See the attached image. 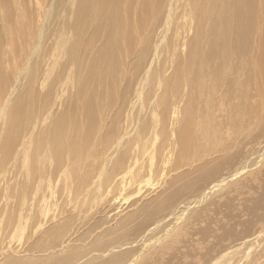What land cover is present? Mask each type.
Segmentation results:
<instances>
[{
    "label": "rangeland",
    "instance_id": "1",
    "mask_svg": "<svg viewBox=\"0 0 264 264\" xmlns=\"http://www.w3.org/2000/svg\"><path fill=\"white\" fill-rule=\"evenodd\" d=\"M76 1L0 0L3 33L0 64L5 79L0 94V140L9 136L7 115L15 108L19 111L17 138L8 157L3 160L0 156V264H12V260L44 261L47 256L64 253L68 248L89 252L96 242L101 243L100 250H110L108 244L114 238L110 233L116 224L136 206L164 192L168 180L175 175L167 173L168 168L162 165L153 170L144 160L131 168L117 189L114 186L117 181H111L105 184L106 188L103 185V190L106 189L103 194L89 200L88 195L97 183H103L100 179L107 170L103 165L112 159L115 164L120 159L117 152L122 147H117L118 140L124 142L126 135L142 127L140 121L135 131L130 130L134 125L131 122H138L144 114H161L160 106L157 109L150 104L157 93L170 89L167 82L189 52L188 44L195 36L193 26L198 21L193 3L191 0H120L122 30L128 39H120L113 52L103 57L101 50L107 42L108 28L97 27L98 0H83L81 6H76ZM111 10H107L108 14ZM256 100L253 98L252 102ZM87 102L92 104L91 114L96 123H89L81 112V109L86 111ZM170 102L180 103L172 97ZM222 110L225 111L223 106L217 107L214 117L225 125L227 112ZM167 114L172 122L171 125L167 120V130L173 129V114ZM61 115L72 117L81 130L88 131V126L95 124L97 128L87 138L83 150L93 158L78 167L75 178L78 180L87 174L85 171L90 168L91 171H87L89 178L76 203L69 197V187L62 188L57 196V192L53 194L55 188H50L51 179L39 178L47 170L52 173L53 163L46 159L49 155L46 156L43 146ZM152 126L148 123L143 134V143L148 146L154 132L159 133V126ZM221 130V139L230 141L227 126ZM251 132L249 136L240 135V143L230 148L241 149L242 156L221 174L227 177L238 173V176L197 207L192 206L194 209H189L179 224L146 249L134 264H264V155L260 164L254 165L255 168L252 165L264 145V132L259 127ZM104 135L112 138L106 141ZM138 136L130 143L134 144ZM132 158L125 160L129 162ZM245 159L251 164L240 171V166H246ZM75 179L74 185L76 181L78 184ZM191 196V199L186 196V202L195 197ZM134 201L138 202L132 206ZM40 205L48 209H39ZM196 212L198 219L194 216ZM159 214L155 218L162 220L163 227L167 226L171 220L170 216L166 217L169 213ZM161 226L152 239L161 233ZM144 235L128 239L149 241L150 237Z\"/></svg>",
    "mask_w": 264,
    "mask_h": 264
},
{
    "label": "bare ground",
    "instance_id": "2",
    "mask_svg": "<svg viewBox=\"0 0 264 264\" xmlns=\"http://www.w3.org/2000/svg\"><path fill=\"white\" fill-rule=\"evenodd\" d=\"M83 2V0H77L76 6H81ZM191 2L198 21L193 26L195 36L188 44L189 52L167 82V87L170 89L161 92L159 95L157 93L150 104L152 108L160 109L161 107V114L153 113L151 116L144 114L143 116L148 118L142 116L138 122L135 120L131 122L134 125L131 126L130 130L135 131V126L140 121L142 127L135 131L136 133L126 135L124 142L121 143L118 140L117 147H122L117 152L118 157H120L119 161L112 164V159L103 165L107 167V170L102 173V175L105 173L103 178L100 179L103 183L100 185L97 183L93 193L88 196L89 200L96 199L106 190H103V185L105 186L111 181H117L114 185L117 189L121 181L131 173V168L137 167V164L144 160L147 162L146 165L153 166V170L162 165V168H168L167 173H175L170 179L169 176H166L169 179L167 189L138 208L136 206L133 211L116 224L110 233L114 235L113 240L108 244L112 247L110 250H100L101 243L96 242L95 247L89 252H81L77 248H68L64 253L47 256L44 261L27 263L12 260V264H134L146 249L169 234L179 224V220L183 218L184 214L186 216V212L192 206L199 205L215 190L225 183L227 184L236 175L238 176V173L227 177L221 175L223 170L233 166L236 159L238 160L242 156L241 149L231 151L230 148L233 147L234 143H240V135L249 136L254 128L259 127L264 132V2L262 0H191ZM119 3L120 0H98L95 6L97 7V27L105 25L108 28L107 42L101 50L103 57L113 52L115 44L120 39H128V35L122 30L124 23L120 18ZM209 4L211 6H208ZM110 8L112 10L108 14L107 10ZM143 17L144 14H141V18ZM2 34L0 32V48ZM4 85L5 79L0 64V94ZM78 92L82 94V91ZM171 97L176 98V101L180 103L171 104ZM253 98H256L257 102L253 103ZM107 103L111 105L110 102ZM222 106L227 112L225 125L218 123V119L216 120L214 117L216 108H222ZM16 109L7 115L8 125H6L12 132L9 129V136L0 140V156L3 160L8 157L9 150L18 135L19 111ZM81 110L89 123L90 121L95 122V116L93 117L91 114L92 104L90 102L85 104L86 111ZM171 112L174 128L167 130L169 127L167 126V113L170 114ZM55 121L56 127L49 135L46 146H43L46 156L47 153L49 155L46 159L53 163V170L52 173L44 170L47 172H45L46 175H38L42 181L46 178L51 179L50 188L52 190L55 188L54 193H52L57 192V196H59L58 193L62 188L68 189L69 187V197L76 203L79 200L81 189L87 183L86 179L89 178L87 171H91V168L85 171L87 174L84 173L83 179L75 178L79 170L78 167L85 166L93 158L92 155L83 150L86 147L87 138L97 130L96 124L92 127L88 126V131H84L81 130L82 127L79 128L76 120L72 117L61 115ZM148 123L153 125L152 127L159 126V133L158 131L154 132L151 138L152 143L149 146L154 145L153 147L143 143L145 138L143 134ZM169 123L172 125L171 121ZM222 126L223 128L227 126L230 133H228L230 135L228 142L223 141V138L221 139ZM137 133L139 136L136 135ZM135 136L141 139L138 138L134 144H131L130 141L135 140ZM111 138L104 135L106 141ZM104 145L107 144L104 142ZM124 148L126 151L122 150ZM257 154L256 162L252 163L254 168L261 163L264 145ZM127 157L133 158L127 162L125 160ZM43 164L45 165V163ZM248 164H251L250 161H246L244 163L246 166H240L239 170L249 168ZM162 171L164 172V170ZM156 172L160 174L158 171H155V174ZM59 175L62 177L58 178ZM34 176H37L36 172ZM70 178L72 179L70 180ZM74 179L78 180V184L76 181L77 185H74ZM17 195L14 196V199ZM85 195L87 196V194ZM191 195L195 197L192 201L186 202V196L191 199ZM59 200L61 201V199ZM135 202L138 201L132 202L131 205L135 206L137 204ZM43 206L38 207L41 209ZM44 207L45 210L47 207ZM164 211L169 213L166 217L170 216L171 219L165 227L161 223L162 220L155 218ZM198 215L199 212L194 213L195 218ZM8 217H11L9 213ZM192 217L193 215H191ZM159 226H161V233H157L156 238L152 239V235ZM143 233H145V237L148 236L151 240L150 238H148L149 241L145 239L146 243H144L142 238L140 241L128 239ZM117 235H120L119 238L116 237ZM140 243H143L142 247L138 246Z\"/></svg>",
    "mask_w": 264,
    "mask_h": 264
}]
</instances>
